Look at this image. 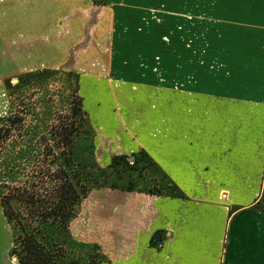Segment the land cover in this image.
I'll use <instances>...</instances> for the list:
<instances>
[{
  "label": "rangeland",
  "instance_id": "374dc122",
  "mask_svg": "<svg viewBox=\"0 0 264 264\" xmlns=\"http://www.w3.org/2000/svg\"><path fill=\"white\" fill-rule=\"evenodd\" d=\"M208 5L0 0V129L11 126L0 148V195L5 185L24 181L43 158L41 137L69 114L74 98L81 99L86 121L72 150V170L89 189L78 213L97 190L156 195L163 185L172 187L152 160L158 124L163 118L171 123L173 92L206 91L202 72L190 83L184 62L190 42L200 66L220 56V19L189 15ZM16 235L0 206V264H18L11 252ZM71 241L75 246L72 236Z\"/></svg>",
  "mask_w": 264,
  "mask_h": 264
},
{
  "label": "crops",
  "instance_id": "0c3cea01",
  "mask_svg": "<svg viewBox=\"0 0 264 264\" xmlns=\"http://www.w3.org/2000/svg\"><path fill=\"white\" fill-rule=\"evenodd\" d=\"M207 1L189 15L220 19V56L200 66L190 42L184 62L206 91L173 92L155 157L146 146L172 187L97 190L70 223L100 264H264V0Z\"/></svg>",
  "mask_w": 264,
  "mask_h": 264
},
{
  "label": "trees",
  "instance_id": "16d2710c",
  "mask_svg": "<svg viewBox=\"0 0 264 264\" xmlns=\"http://www.w3.org/2000/svg\"><path fill=\"white\" fill-rule=\"evenodd\" d=\"M85 121L82 101L74 98L69 114L59 117L48 134L41 137L43 158L24 181L3 187L0 206L8 224L17 231L11 252L18 264H100L103 261L98 247L81 256L76 254L69 230L82 198L89 193L72 170V150ZM10 132L11 126L0 129V148L9 139ZM158 236L156 233L152 240ZM96 257L98 261L93 262Z\"/></svg>",
  "mask_w": 264,
  "mask_h": 264
},
{
  "label": "water",
  "instance_id": "95a60500",
  "mask_svg": "<svg viewBox=\"0 0 264 264\" xmlns=\"http://www.w3.org/2000/svg\"><path fill=\"white\" fill-rule=\"evenodd\" d=\"M14 260H15V261H17V259H16V258H14Z\"/></svg>",
  "mask_w": 264,
  "mask_h": 264
}]
</instances>
